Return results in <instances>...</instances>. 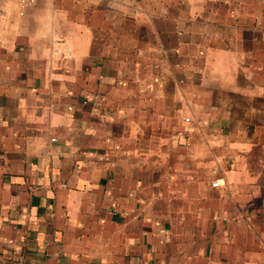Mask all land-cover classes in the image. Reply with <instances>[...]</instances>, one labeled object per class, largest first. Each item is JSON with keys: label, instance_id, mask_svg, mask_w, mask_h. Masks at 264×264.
Segmentation results:
<instances>
[{"label": "crops", "instance_id": "crops-1", "mask_svg": "<svg viewBox=\"0 0 264 264\" xmlns=\"http://www.w3.org/2000/svg\"><path fill=\"white\" fill-rule=\"evenodd\" d=\"M20 2L0 264H264V0Z\"/></svg>", "mask_w": 264, "mask_h": 264}, {"label": "clouds", "instance_id": "clouds-1", "mask_svg": "<svg viewBox=\"0 0 264 264\" xmlns=\"http://www.w3.org/2000/svg\"><path fill=\"white\" fill-rule=\"evenodd\" d=\"M35 21L38 25L35 32L31 34L32 42H42L48 39L52 34L53 28L58 24L56 16L48 9H45L41 14L35 16ZM4 35L3 24L0 22V37Z\"/></svg>", "mask_w": 264, "mask_h": 264}, {"label": "built area", "instance_id": "built-area-1", "mask_svg": "<svg viewBox=\"0 0 264 264\" xmlns=\"http://www.w3.org/2000/svg\"><path fill=\"white\" fill-rule=\"evenodd\" d=\"M36 0H21V6L23 7V8H25V7H28V6H30V5H32V4H34V2H35ZM68 49L67 48H63L62 50H61V53L62 54H68ZM215 184V183H214Z\"/></svg>", "mask_w": 264, "mask_h": 264}]
</instances>
